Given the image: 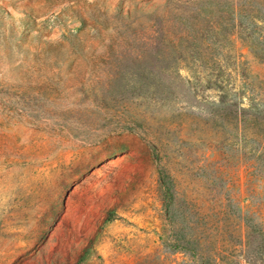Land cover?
<instances>
[{
	"label": "rangeland",
	"instance_id": "rangeland-1",
	"mask_svg": "<svg viewBox=\"0 0 264 264\" xmlns=\"http://www.w3.org/2000/svg\"><path fill=\"white\" fill-rule=\"evenodd\" d=\"M262 38L264 0H0V264H264Z\"/></svg>",
	"mask_w": 264,
	"mask_h": 264
},
{
	"label": "trees",
	"instance_id": "trees-1",
	"mask_svg": "<svg viewBox=\"0 0 264 264\" xmlns=\"http://www.w3.org/2000/svg\"><path fill=\"white\" fill-rule=\"evenodd\" d=\"M243 1L246 2L247 0H243ZM245 7H249V6H246V5H244L243 3L237 5V8H238V9H237V10H238L237 13L241 14L242 10H244ZM245 9H246V8H245ZM246 10H247V9H246ZM262 39L264 40V38H262Z\"/></svg>",
	"mask_w": 264,
	"mask_h": 264
}]
</instances>
